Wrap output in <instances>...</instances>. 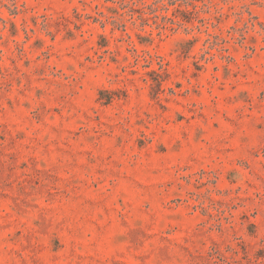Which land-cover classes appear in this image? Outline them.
Instances as JSON below:
<instances>
[{
    "label": "rangeland",
    "instance_id": "374dc122",
    "mask_svg": "<svg viewBox=\"0 0 264 264\" xmlns=\"http://www.w3.org/2000/svg\"><path fill=\"white\" fill-rule=\"evenodd\" d=\"M0 264H264V0H0Z\"/></svg>",
    "mask_w": 264,
    "mask_h": 264
}]
</instances>
